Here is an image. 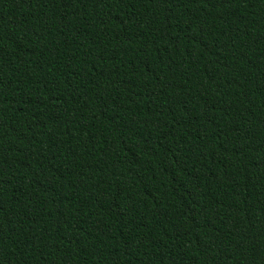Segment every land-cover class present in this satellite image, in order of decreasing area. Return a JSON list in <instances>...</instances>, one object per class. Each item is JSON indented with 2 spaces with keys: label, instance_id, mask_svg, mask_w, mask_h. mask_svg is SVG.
I'll use <instances>...</instances> for the list:
<instances>
[{
  "label": "trees",
  "instance_id": "trees-1",
  "mask_svg": "<svg viewBox=\"0 0 264 264\" xmlns=\"http://www.w3.org/2000/svg\"><path fill=\"white\" fill-rule=\"evenodd\" d=\"M0 264H264V0H0Z\"/></svg>",
  "mask_w": 264,
  "mask_h": 264
}]
</instances>
